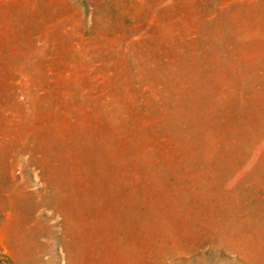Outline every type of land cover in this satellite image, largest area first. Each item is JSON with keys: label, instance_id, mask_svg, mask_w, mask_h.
Listing matches in <instances>:
<instances>
[{"label": "rangeland", "instance_id": "1", "mask_svg": "<svg viewBox=\"0 0 264 264\" xmlns=\"http://www.w3.org/2000/svg\"><path fill=\"white\" fill-rule=\"evenodd\" d=\"M0 264H264V0H0Z\"/></svg>", "mask_w": 264, "mask_h": 264}]
</instances>
